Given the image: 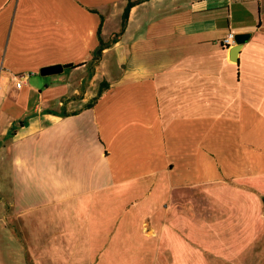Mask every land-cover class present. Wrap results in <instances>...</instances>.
<instances>
[{"label":"crops","instance_id":"obj_1","mask_svg":"<svg viewBox=\"0 0 264 264\" xmlns=\"http://www.w3.org/2000/svg\"><path fill=\"white\" fill-rule=\"evenodd\" d=\"M263 198L264 0H0V264H264Z\"/></svg>","mask_w":264,"mask_h":264},{"label":"rangeland","instance_id":"obj_2","mask_svg":"<svg viewBox=\"0 0 264 264\" xmlns=\"http://www.w3.org/2000/svg\"><path fill=\"white\" fill-rule=\"evenodd\" d=\"M74 72H76V73H79L78 72V70H75ZM66 73H67V71L66 72H62V73H57V74H53V75H61V76H66ZM47 77H53L52 75H49V76H47ZM200 186V188H203L204 186L202 185H199ZM198 186V187H199ZM206 186V185H205ZM192 193H194L193 191L191 192V188H188V190H183V191H180V192H178V200L179 201H181V200H199V199H196V198H194V195L192 194ZM199 194H201V193H206V191H202V190H200L199 192H198ZM209 194V196H207V198H209V199H221V198H224V195L222 194V192L220 191V192H217V193H215V191H213V192H211L210 191V193H208ZM230 197H232V198H236V197H233L232 195H229L228 193H227V196H226V199H229ZM200 198H203V197H200ZM262 204H263V200H262ZM264 206V205H263ZM263 208L264 207H262V212H260V214H259V216H261V218H262V220L264 221V214H263ZM248 214H250L251 216H255L256 215V212H255V210L252 208V210H248ZM263 232H264V224H263ZM262 242V244H263V246H264V239L261 241ZM253 240H252V242H250V244L249 245H251L252 246V249H251V254H252V256L250 257L251 259H252V261H251V264H255L254 262V248H255V246L253 247Z\"/></svg>","mask_w":264,"mask_h":264},{"label":"water","instance_id":"obj_3","mask_svg":"<svg viewBox=\"0 0 264 264\" xmlns=\"http://www.w3.org/2000/svg\"><path fill=\"white\" fill-rule=\"evenodd\" d=\"M249 36H250L249 33L234 34L235 45L231 47V51H230L231 59L236 60V55L240 49L241 44H243L249 38ZM63 68L64 65L61 64L47 65L39 69V74L42 76L53 75L62 72ZM263 205H264V198H263ZM263 214H264V208H263Z\"/></svg>","mask_w":264,"mask_h":264},{"label":"trees","instance_id":"obj_4","mask_svg":"<svg viewBox=\"0 0 264 264\" xmlns=\"http://www.w3.org/2000/svg\"><path fill=\"white\" fill-rule=\"evenodd\" d=\"M132 5H133V2H130V1H129V2L126 4V6L124 7L123 12H122V20H121V27H120V30H119L118 33H116V34L112 37L111 41H115L116 38H117V36H119V35L123 32V30H124V28H125V25H126V22H127L128 13H129V10H130V8H131ZM107 45H108V42H103L102 39L99 38V45L97 46V48H96V49L94 50V52H93V60L98 59V57L100 56V53H101L102 49L105 48V46H107ZM106 86H107V83H105V82H101V83H100V85H99V89H98V91H97V95H96L95 97H93L92 100L89 101V102L86 104V107H90V106L96 101L97 97L100 95L101 89H102L103 87H106Z\"/></svg>","mask_w":264,"mask_h":264},{"label":"built area","instance_id":"obj_5","mask_svg":"<svg viewBox=\"0 0 264 264\" xmlns=\"http://www.w3.org/2000/svg\"><path fill=\"white\" fill-rule=\"evenodd\" d=\"M221 44L223 47H226V48H229V47H232L233 45H235L234 33L233 32L227 33V35H225L221 39ZM22 83H23L22 77H18L16 79L15 85H16V87H20Z\"/></svg>","mask_w":264,"mask_h":264}]
</instances>
